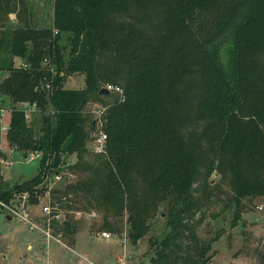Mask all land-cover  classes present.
<instances>
[{"label": "trees", "instance_id": "trees-1", "mask_svg": "<svg viewBox=\"0 0 264 264\" xmlns=\"http://www.w3.org/2000/svg\"><path fill=\"white\" fill-rule=\"evenodd\" d=\"M23 2L0 0V21ZM8 42L26 66L0 57V94L34 103L41 127L36 136L14 108L6 138L43 158L31 178L0 180V199L35 196L46 171H65L72 178L51 190V204L102 212L101 228L114 232L126 216L132 242L164 203L169 230L153 241L151 264H209L218 234L195 228L221 199L213 187H228L234 219L245 199H264V0H53L50 26L16 25ZM72 72L83 86H64ZM106 82L122 95L100 91ZM88 103L105 107L104 152L88 148L98 124ZM65 216L52 230L67 237L76 225Z\"/></svg>", "mask_w": 264, "mask_h": 264}, {"label": "rangeland", "instance_id": "rangeland-1", "mask_svg": "<svg viewBox=\"0 0 264 264\" xmlns=\"http://www.w3.org/2000/svg\"><path fill=\"white\" fill-rule=\"evenodd\" d=\"M23 4L18 3L15 9L3 13L0 21V57H12L15 65L24 60L19 55H10L9 30L25 22L35 26H50L52 20L53 0H24ZM67 50L68 48L65 49L66 54ZM7 74L8 70L3 65L0 68V80ZM83 84L82 72L65 75V87H81ZM23 106L13 104L8 95L0 94L1 109L11 111ZM98 106L97 103H88L87 109L95 116L93 110ZM26 121L31 123L37 136L40 133L41 112L37 109L29 110ZM7 122L8 118L5 117L4 123ZM99 131L98 121L96 128L91 132V138ZM2 144L7 151L0 150L1 182L12 185L37 173L38 159L27 162L21 150L9 152L12 145L8 141ZM90 146L91 139L88 141L89 149ZM66 158L68 163L75 160L74 155ZM212 178V183L219 180L216 174H213ZM65 179L59 181L56 188H60ZM219 185L213 187L210 193L219 195L221 199L205 209L203 222L195 228L196 234L203 239L218 234L209 251L212 255L209 264H261L260 262L264 261V199H245L239 216L234 219L233 208L224 207L228 187L224 182ZM30 199L32 203L29 206V217L42 222L45 215L41 211V203L36 196H31ZM71 211L68 215L71 223L76 225L75 232L67 237L62 236L60 244L47 240L40 230L30 229L18 216L0 209V264H151V257L155 256L153 241L160 240L169 230L165 224L164 203H160L154 217L149 218L148 232L136 242H132L127 235L126 216L123 217L119 230L114 232L101 228L102 212L82 208L81 214L77 215V210ZM93 211L96 212L95 215L84 217ZM102 230L108 231L110 237H100ZM29 245L31 247H28Z\"/></svg>", "mask_w": 264, "mask_h": 264}, {"label": "built area", "instance_id": "built-area-1", "mask_svg": "<svg viewBox=\"0 0 264 264\" xmlns=\"http://www.w3.org/2000/svg\"><path fill=\"white\" fill-rule=\"evenodd\" d=\"M48 61L47 56L43 57V62L46 63ZM22 66H26V62L22 61L20 64ZM46 87L50 86V81H46L45 83ZM101 87L107 88L109 91H113L116 93H119V95H122V87L117 83L112 82H106ZM17 104L24 105L22 108H15L22 110L25 119L28 118V112L29 110L37 109L36 105L34 103H30L28 101L25 102H19ZM26 107V108H25ZM13 109H11L12 111ZM38 110V109H37ZM105 107L100 105L97 107V109L93 110L95 113L94 118L97 119V122L99 121V124L101 125V115L104 112ZM11 111H6V109L0 108V150L7 151L6 147H3L4 142L7 143L6 134L9 129V122H10V113ZM50 113H53V111L50 109ZM8 118L7 124L4 123V118ZM9 152L13 151H20L16 145H12L9 147ZM89 148V147H88ZM106 148V134L102 129H100L99 133L91 138V151L94 152H104ZM24 157L27 162H30L32 160L38 159L39 161L43 158V151L42 150H28L23 151ZM72 177L69 173L61 170H55V171H46L42 181L40 184H38V188H43L41 193L36 194V191L34 195L39 200V203H41V211L44 213V219L43 221L39 222V220L34 219V217H29V206L32 203L30 200L32 194L30 191H16L13 192L10 199L8 201H5L3 199H0V209L5 210L9 214H13L15 216H18L21 218L24 222L27 223L30 229H38L41 231V233L44 235V237L47 240H53L57 243L61 244V237L62 232H53L52 230V224L53 222H63L66 220V212L70 213L71 210H64L58 208L56 205L51 204L50 200V193L52 189H55L57 186V183L61 181L62 179ZM66 180V179H65ZM95 211H93L91 214L88 213L85 215V218H89L91 215H95ZM75 214L80 215V210L75 211ZM100 237L102 238H109L110 233L106 230H102L100 233Z\"/></svg>", "mask_w": 264, "mask_h": 264}, {"label": "water", "instance_id": "water-1", "mask_svg": "<svg viewBox=\"0 0 264 264\" xmlns=\"http://www.w3.org/2000/svg\"><path fill=\"white\" fill-rule=\"evenodd\" d=\"M100 91H103V92H109V90H108L107 88H105V87H101V88H100ZM8 218H10V217L8 216Z\"/></svg>", "mask_w": 264, "mask_h": 264}, {"label": "crops", "instance_id": "crops-1", "mask_svg": "<svg viewBox=\"0 0 264 264\" xmlns=\"http://www.w3.org/2000/svg\"><path fill=\"white\" fill-rule=\"evenodd\" d=\"M52 17H53V11H52ZM51 24H52V20H51ZM28 247H31L30 245L28 246ZM57 260V259H56ZM51 262V261H50ZM48 263H49V261H48ZM50 264V263H49Z\"/></svg>", "mask_w": 264, "mask_h": 264}]
</instances>
